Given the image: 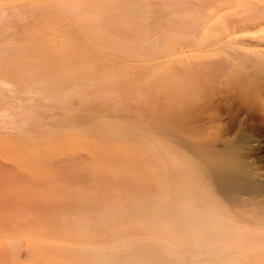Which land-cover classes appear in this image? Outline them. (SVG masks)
<instances>
[{
    "label": "rangeland",
    "instance_id": "374dc122",
    "mask_svg": "<svg viewBox=\"0 0 264 264\" xmlns=\"http://www.w3.org/2000/svg\"><path fill=\"white\" fill-rule=\"evenodd\" d=\"M126 1L90 20L70 0H0V264H85L108 228L153 231L154 210L209 196L264 214V70L200 47L264 1Z\"/></svg>",
    "mask_w": 264,
    "mask_h": 264
},
{
    "label": "bare ground",
    "instance_id": "6f19581e",
    "mask_svg": "<svg viewBox=\"0 0 264 264\" xmlns=\"http://www.w3.org/2000/svg\"><path fill=\"white\" fill-rule=\"evenodd\" d=\"M70 4L91 20L93 17L99 18L119 9L123 0H70ZM125 4H128L126 0H124ZM126 7L130 10H137L134 2ZM241 33L250 34L239 37ZM207 35L208 39L202 42L200 47L202 45L203 47L201 48L214 47L219 50L233 45L239 46V50L234 49L237 55L259 70H264V10L224 37L216 33L212 35L207 33ZM123 43L126 48L130 49L143 44L132 41ZM161 47V41L158 40L150 49L157 52ZM259 73L263 71L260 70ZM259 75H257L258 78L262 76L261 78L264 79V73ZM202 198L199 202L203 201ZM207 199L208 204L203 201L205 205H176L177 208H174V205L163 212L154 210L153 215L157 216L161 225L159 227L156 225L153 231L152 229L143 231L140 235L131 234L124 225L108 228L103 236L105 237L103 242H92L83 247L85 253L84 257L82 256V262L85 264H117L115 258L124 253L136 255L135 259L127 264H181V258L185 257L190 258L185 264H201L200 259H204L207 264H235L240 260L239 258L246 261L252 259L258 263L264 262V231L253 229V225H264V214H250L245 219L247 220L245 223L240 222L237 218H243L242 215L233 212L234 219L232 214L230 215L216 200L210 196ZM196 200L191 199L192 202ZM157 231L171 237H165V241H162L160 237H156ZM141 241L144 242L143 246L140 245Z\"/></svg>",
    "mask_w": 264,
    "mask_h": 264
}]
</instances>
